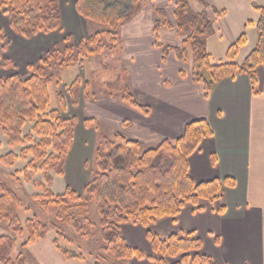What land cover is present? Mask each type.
I'll return each instance as SVG.
<instances>
[{
    "label": "trees",
    "instance_id": "1",
    "mask_svg": "<svg viewBox=\"0 0 264 264\" xmlns=\"http://www.w3.org/2000/svg\"><path fill=\"white\" fill-rule=\"evenodd\" d=\"M189 0H180L174 17L175 26L183 39L179 46H162L163 55L174 52L180 61L191 60L192 78L201 83L204 96H208L215 84L224 77L247 74L252 83L255 72L261 65L264 73V0L256 6L259 19L256 22L258 39L254 49L242 63L235 61L238 49L245 43L242 34L226 51L225 61L213 63L206 50V38L211 30L212 20L204 12H194ZM143 0H76L75 8L85 20L102 26L90 34L77 47L69 38L62 45H56L46 52L35 64L27 65L25 77L12 74L0 78V131L9 147L21 145L19 154L8 152L0 154V165L12 167L17 160L27 161L21 170L12 175H22L25 182H32L41 194L32 195L46 212L55 210L59 218L63 216L76 233L89 236L93 225L87 216L86 207L93 203L99 218L103 250L112 260L144 258V254L129 246L121 232L123 224H140L146 228V239L158 257L151 258L156 264H216L210 257L202 254L201 242L192 232L171 233L161 237L148 228L163 218H173L184 206L202 208L203 203H212L223 196L224 188L234 183L230 178L214 179L195 184L188 171V157L196 150L203 138L212 135L206 120H195L186 124L183 134L173 140L164 139L155 146L142 150L136 140L115 132L111 138L101 137L94 151V176L83 186L81 192L66 189L53 194L50 190L52 173L62 175L65 158L71 148L74 135L72 118H64L60 111L50 103L49 86L55 81L60 85V71L82 63L88 55H97L119 46L118 30L140 9ZM0 11L7 15L10 29L23 37L30 38L37 33H49L60 28L61 19L58 0H0ZM215 14H219L214 11ZM154 34L169 22L162 10H154ZM2 49L10 39L0 30ZM13 64L3 61L2 66ZM108 94L115 91L130 105L147 113L148 107L138 104L130 92L121 90L118 81L107 85ZM71 103H78L80 93L83 99L90 98L88 82L77 76L66 87ZM57 96L63 101L62 92ZM26 124L31 125L28 133H23ZM86 126L99 129L97 121L85 118ZM49 150L51 153H49ZM41 172L43 181L33 180L34 173ZM24 201L17 190L0 177V222L6 223L15 234L27 235L21 244L23 252L28 245L44 239L48 227L36 216L20 222L18 211ZM79 207V215L85 222L86 230L80 220L65 214L72 207ZM62 208V212H61ZM15 241L8 236H0V264H26L20 252L14 260L10 253ZM56 250L66 259L82 260L74 251L66 250L53 241ZM168 259L175 261L169 262ZM97 264V263H95Z\"/></svg>",
    "mask_w": 264,
    "mask_h": 264
},
{
    "label": "crops",
    "instance_id": "2",
    "mask_svg": "<svg viewBox=\"0 0 264 264\" xmlns=\"http://www.w3.org/2000/svg\"><path fill=\"white\" fill-rule=\"evenodd\" d=\"M75 1L58 0L60 28L49 33L39 32L30 38L14 33L7 15L4 18L0 11V22L7 25L11 36L10 43L3 49L0 41V66L3 67V61L14 65L3 67L8 70L0 72V76L18 74L25 77L27 65L37 63L54 46L62 45L66 38L77 47L90 34L102 29L101 25L78 14ZM188 2L192 11L207 12L213 22L212 49L206 39V50L212 62H224L227 48L243 34L245 43L235 58L236 63H242L257 43L255 25L259 12L256 6H260L263 0ZM179 3L180 0H143L139 11L118 30L119 46L115 49L118 61L130 74L131 95L138 104L148 107L147 113L130 105L121 96L83 99L80 93L78 103L72 108L69 94L67 99L62 93L63 101L69 104L70 118L87 101V116L97 121L99 129L112 128L111 133L121 132L146 147L155 146L164 139L180 137L191 121L206 120L212 135L203 138L188 157L191 179L198 184L230 178L234 184L224 188L221 198L203 203L201 209L184 206L175 217L160 219L148 229L161 237L192 232L201 242L200 252L216 264H264L263 68L257 66L254 84L247 74L239 73L234 77L221 78L208 96H204L202 84L192 78L191 60L180 61L172 51L164 56L162 47L155 45L181 44L183 37L176 29L174 17ZM156 9L162 10L169 22L168 26L158 30L157 35L154 34ZM65 70L60 71V77ZM77 76L81 81L84 79ZM75 78L68 84L62 80L60 85L67 87ZM65 114L61 113L64 118H69ZM30 129L31 125L26 124L23 133ZM80 130H74L63 174L52 173L50 190L53 194L63 193L69 188L79 194L87 182L82 169L83 150L92 134L98 131L93 126H86L84 120ZM21 148V145L9 147L0 131V154H19ZM19 162L24 161L17 160L12 167ZM120 228L126 243L145 256L130 258L133 264H156L148 258L158 256L146 239L147 229L130 223Z\"/></svg>",
    "mask_w": 264,
    "mask_h": 264
},
{
    "label": "rangeland",
    "instance_id": "3",
    "mask_svg": "<svg viewBox=\"0 0 264 264\" xmlns=\"http://www.w3.org/2000/svg\"><path fill=\"white\" fill-rule=\"evenodd\" d=\"M195 12V11H194ZM209 14L205 11H201ZM6 15L4 14V18ZM210 19V17L208 16ZM0 30L9 39L11 36L7 32V25L2 24L0 22ZM213 22L211 26V30L208 33L206 39H208L209 47L212 49L214 44L210 42V39L213 37ZM75 65H78L76 63ZM11 68V67H10ZM13 69V68H12ZM8 69H4L0 66V72L7 71ZM80 75L83 77L86 82L89 84L90 98L91 99H99L102 96L106 97H118L121 95L122 91L116 92L110 96L108 94V84L114 83V81H118L119 88L121 90H126L131 93L132 89V80L130 78V74L128 71L122 69L120 62L118 61L117 50H106L97 55H88L83 59V62L80 66H73V68H69L65 70L61 74V81L63 80L66 84H68L76 75ZM8 76V75H4ZM75 76V77H74ZM0 76V78H4ZM82 79V83L85 80ZM57 86V87H56ZM59 87V88H58ZM56 89L58 92H62L65 94L67 99L68 91L64 85H57L55 81L52 82L49 86L50 93V103L53 108H56L60 111V113L65 114V117L71 116V112L69 111V107L65 101H61L60 98L56 95ZM70 103V102H69ZM72 108H75L73 104H70ZM89 110L88 102L85 101L84 106L80 107V111H77L72 119L74 122V130L78 131L81 129V124L85 118H90L87 116ZM96 131V134H92V139H90L89 143L86 144L84 152V159L82 160V169L85 179L87 181L94 176V151L98 147L101 142V137H109L111 138L113 130L112 128L104 129V127H100ZM86 129V128H85ZM81 131V130H80ZM95 133V132H94ZM101 136V137H100ZM147 148L145 145L142 146V150ZM49 153L51 151L49 150ZM27 161L19 162L14 167H6L0 165V177L4 179L7 183L11 184L19 193L24 201V206L18 211V216L20 222L23 224L26 219L32 218L36 216L42 223H44L48 227V233L44 239L37 240L33 244L28 245L26 250L23 252L20 249L21 244L26 240L27 235L24 232L23 234H15L11 232L6 223L0 222V236H8L15 241V244L10 253V259L14 260L16 256L22 252L26 259V264H133L130 259H122V260H112L107 256V253L103 250L105 246L104 242L101 240V228L99 226V218L94 209L93 203L88 204L86 207L87 216L90 221L93 223L91 227H89V236L84 237L81 235L82 233H76L74 229L71 227V224L63 219V216L57 217L55 215V210L51 207V212H46L42 209L39 204L32 198V195L41 194V190L38 188H34L32 186V182H25L22 175L13 176L12 173L15 170H19L26 164ZM65 169V164H64ZM33 180L43 181V174L41 172H35ZM71 191L72 189L69 188ZM79 207H72L65 214L69 215L68 217H75L80 220V223L83 227V232L86 230L85 222L82 220V216L79 215ZM62 212V208H61ZM57 239L58 245L66 250L74 251L75 253L81 255L83 257L82 260L78 259H66L64 258L54 247L53 241ZM175 260L169 259V262H173Z\"/></svg>",
    "mask_w": 264,
    "mask_h": 264
}]
</instances>
